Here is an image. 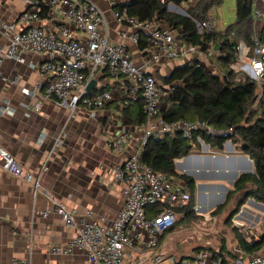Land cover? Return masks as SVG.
Wrapping results in <instances>:
<instances>
[{
	"label": "built area",
	"instance_id": "obj_1",
	"mask_svg": "<svg viewBox=\"0 0 264 264\" xmlns=\"http://www.w3.org/2000/svg\"><path fill=\"white\" fill-rule=\"evenodd\" d=\"M249 1L253 23L255 19H264V0ZM113 4L108 2L109 7H114ZM46 16L59 21L57 28L45 29ZM112 17L123 28L118 32L117 42L109 40L105 14L92 0H39L11 23L0 22V35L5 39L3 44L0 43L1 82L14 85L19 81L17 77L8 79L2 75L3 61L21 62V54L30 53L46 57L45 62L36 65L46 78L44 86L38 83L31 90H25V96H32L44 88L45 97L70 114L79 107L93 111L117 101L123 109L140 101L144 114L135 149L121 165L111 170L113 180L120 184L122 196V207L113 219L95 218L90 210L79 215L56 197L45 194L50 208L40 213L41 217L56 213L66 226L75 230L69 242L52 247L51 253L70 254L78 250L85 254L87 264H264V244L257 254L246 260H231L226 254L209 251H198L191 258H179L160 250L162 237L176 225L182 215L181 209L189 201V194L183 181L152 170L140 160V153L151 137L172 138L179 134L191 141L197 129L215 133L201 122L162 119L160 111L166 99L165 86L146 72V67L184 60L193 54L204 61L206 57L196 47L181 43L173 32L154 21H137L128 17L125 10L114 11ZM194 23L200 34L214 31L208 16L202 21L194 20ZM141 40L145 47L141 50L142 61L137 64L125 41L138 46ZM233 50L230 67L236 81L248 78L261 93L264 34L261 30L254 32L250 46L238 41ZM211 54L212 50L208 56ZM101 74L111 78L117 89L114 86L108 90L92 88L87 92L89 82ZM9 110L7 100H4L0 113ZM127 138L125 133L119 141ZM119 141L112 147L118 150ZM0 167L8 175L28 183L33 197L42 190L41 178L47 169L45 162L36 173L25 171L0 146ZM10 264L24 263L12 259Z\"/></svg>",
	"mask_w": 264,
	"mask_h": 264
},
{
	"label": "crops",
	"instance_id": "obj_2",
	"mask_svg": "<svg viewBox=\"0 0 264 264\" xmlns=\"http://www.w3.org/2000/svg\"><path fill=\"white\" fill-rule=\"evenodd\" d=\"M92 1L105 14L109 40L117 42L118 32L123 28L112 17L114 7H109L107 0ZM26 2L0 0V22L8 24L14 21L18 14L31 6ZM169 6L170 4L168 11L175 13L176 7L177 13L182 12L185 15L182 10H186L189 3H183L181 5L183 9L174 5L170 8ZM228 7L230 6L227 5V11H230ZM234 7L232 9L235 20ZM208 17L213 23L214 32H224L228 27L225 18L219 19L216 13L213 16L209 12ZM43 24L45 29L53 30L57 28L59 21L46 16ZM4 42L5 39L0 35V43ZM125 45L135 62L141 63L142 54L138 46L130 41H125ZM21 58V62L4 60L2 64V75L8 79L17 77L19 81L17 84L9 85L0 80V106L7 100V106L10 108L9 111L0 113V146L13 156L25 171L36 173L44 162L47 169L41 178L42 190L33 197L28 183L8 175L0 167V264H10L12 259L24 264H87L85 254L78 250H73L70 254L51 253L52 247L64 246L69 242L75 235V230L66 226L56 213L50 212L45 218L41 217L40 213L50 208L45 194L56 197L66 207L75 209L79 215L90 210L95 218L102 216L113 219L122 207V196L120 184L113 180L111 170L121 165L136 147L141 134L140 125L132 121L134 116L136 117L137 106L131 104L127 108V117L131 120L128 123L117 101L93 111L79 107L70 114L45 97L44 88H40L32 96H25L24 91L31 90L38 83H43L44 86L46 76L41 75L36 65L45 62L46 57L23 53ZM195 58L197 56L193 54L184 60L150 64L146 67V72L154 76L159 73L164 77L175 66ZM94 81L93 88L103 90L110 89L115 83L104 74L99 75ZM37 106L39 108L35 111ZM125 133L128 134V138L119 141ZM118 141L117 150L112 145ZM206 149L205 147V153ZM231 152L232 149L227 144L225 153ZM196 159H182L177 162L178 171L192 175L193 167L215 168L212 166L214 163L209 160ZM224 163L223 169H226V162ZM213 179L220 180L218 177ZM194 181L193 211L195 215L201 217L222 205L226 193L232 188L228 186L224 193L217 185L208 181L200 179ZM199 184L205 185L204 188L197 189L196 185ZM209 185H214V188H210ZM217 193L220 196L216 197ZM230 209L229 203L221 214L218 213L208 219L204 217L203 224L193 222L199 232L198 239H191V231H194L192 223L185 222L180 225L176 223L174 228L162 237L160 250L177 256V249L174 244L168 245L167 238L174 231L185 229L184 236L188 237V241L183 245L182 253L177 256L179 258H191L198 251H209L226 254L231 260L249 259L260 249L250 252L242 248L237 236L248 243L257 240L263 233L264 209L260 203L246 201L228 221L230 228L227 230L224 229L226 228L224 222L228 219ZM218 218L222 219V225L217 224Z\"/></svg>",
	"mask_w": 264,
	"mask_h": 264
},
{
	"label": "trees",
	"instance_id": "obj_3",
	"mask_svg": "<svg viewBox=\"0 0 264 264\" xmlns=\"http://www.w3.org/2000/svg\"><path fill=\"white\" fill-rule=\"evenodd\" d=\"M107 1L114 3L115 11L125 10L128 17L137 21H154L167 26L175 33L177 40L196 47L206 57L205 61L200 57L189 59L175 66L167 76H160L161 85L166 90L160 116L165 121L201 122L215 134L197 129L191 141L179 134L172 138L151 137L140 153V160L152 170L180 179L185 184L189 201L181 209V218L197 216L193 211L195 181L190 176L176 172L175 161L194 149L198 150L197 139L218 151L222 150L225 141H230L240 155L252 160L254 170L253 174H242L237 178L226 193L224 203L211 211V215L220 213L230 203L227 219L230 221L247 199L264 204V79L255 107L249 109L257 89L248 78L237 82L230 67L234 56L233 47L237 42L242 41L248 46L252 43L254 29L250 1L234 0L235 20L224 32L202 34L197 32L194 20L206 19L210 9L219 6L224 0ZM183 3H189L185 15L168 11L169 4L181 7ZM261 33L264 34V25ZM144 47V41L141 40L138 48L143 50ZM211 50L212 54L208 56ZM132 104L137 106L136 117L132 121L141 125L144 114L140 101ZM128 107L120 110L130 123ZM237 239L242 248L250 252L259 250L264 244V223L263 233L254 242L248 243L240 236Z\"/></svg>",
	"mask_w": 264,
	"mask_h": 264
},
{
	"label": "rangeland",
	"instance_id": "obj_4",
	"mask_svg": "<svg viewBox=\"0 0 264 264\" xmlns=\"http://www.w3.org/2000/svg\"><path fill=\"white\" fill-rule=\"evenodd\" d=\"M227 5H229L230 7H228V9H230V11H227ZM234 7V0H224L219 6H216V7H213V8H211L210 9V11L209 12H211V14L213 15V16H215V13L217 14V17L219 18V19H223V18H225V20L227 21V25L226 26H229V25H231V24H233L234 23V12H233V8ZM167 8H168V6H167ZM182 9H183V7H181ZM225 9V10H224ZM258 9H261V7H258ZM183 12H185V10L183 9L182 10ZM223 11V12H222ZM178 11L177 10H175V13H177ZM177 14H179V15H183V13L181 12V14L180 13H177ZM224 14V15H223ZM263 25H264V19H255L254 20V23H253V29H254V31H256V32H259L261 29H262V27H263ZM155 78H156V80H157V82L159 83V84H162L161 83V80H160V74L159 73H156L155 74ZM259 94H260V91H257V93H256V101H255V103L257 102V99H258V97H259ZM255 103H252V104H250L249 103V109H253L254 107H255ZM197 142H198V145H199V149L198 150H192L190 153L191 154H197V153H200V151H201V146H202V144H205L203 141H201V140H197ZM231 144V143H230ZM208 145V144H207ZM205 149V148H204ZM223 150V149H222ZM218 151V150H215V149H210L209 148V145H208V149H206V153H208V154H223L224 152L223 151ZM233 151L232 152H234L235 154H237V155H240L239 154V152L238 151H236L235 150V148H233L232 149ZM231 152V153H232ZM178 160H181V159H178ZM178 160H176L175 162L177 163V161ZM175 170H176V168H175ZM176 172H178V173H180V174H183V172H181V171H178V170H176ZM200 180H203V181H208V182H210V183H212V184H215V185H218V184H223L226 188L228 187V186H230V185H228L227 184V181L225 182V181H223V180H219V179H213V176H207V177H203V178H201ZM211 190H213V189H211ZM214 190H216V189H214ZM218 190V189H217ZM223 191V190H222ZM224 192V191H223ZM203 195H204V193H202ZM219 194H222L221 192L219 193ZM217 196H218V193H217ZM216 196V197H217ZM197 198V197H196ZM248 200H252L253 202H255V203H258V202H256V201H254L253 199H251V198H249V199H247V201ZM194 202H195V200H194ZM205 204V203H204ZM208 205V204H207ZM202 206L203 205H201L200 207L202 208ZM204 207H208V206H204ZM222 212V211H221ZM221 212H220V214H221ZM218 214V213H217ZM202 215V214H201ZM214 215H216V214H213V215H211L210 214V212L209 213H207V215L205 216H195V217H191V218H189V217H186V218H181V216H179L178 217V219L179 218H181V219H179V221L177 222L178 223V225H180L181 223H185V222H190V223H192L193 224V222H195V221H198V222H200V223H202L203 224V222L202 221H205L204 219L207 217V219L209 218V217H213ZM205 217V218H204ZM220 221V222H219ZM225 225L226 226H224V227H226V228H224V227H222V228H224V229H229L230 228V223L226 220L225 222ZM217 224L218 225H222L223 224V221H222V219H220V218H218V220H217ZM194 225V231H191V234H190V236H191V239L192 238H195V239H198V236H199V232H197V230H196V225L195 224H193ZM215 228V227H214ZM217 228V227H216ZM184 231H186L185 229H183V230H181V231H179V229L178 230H176V231H174V233H172L167 239V243H168V245L170 244V245H173L174 244V246H175V248L177 249V251H178V255L177 256H179V253H182L181 252V250H182V248H183V245L184 244H186L187 243V241H188V237L186 238V236H184L185 234H184ZM190 243V242H189ZM192 244V243H191ZM175 255V254H174Z\"/></svg>",
	"mask_w": 264,
	"mask_h": 264
},
{
	"label": "water",
	"instance_id": "obj_5",
	"mask_svg": "<svg viewBox=\"0 0 264 264\" xmlns=\"http://www.w3.org/2000/svg\"><path fill=\"white\" fill-rule=\"evenodd\" d=\"M30 5H35L37 1L39 0H26ZM173 6L170 4L169 8ZM217 46L214 47L216 49ZM95 85V81L92 80L89 82V84L86 87V91L90 92V90ZM256 97H254L250 104L255 103ZM229 144L231 149H233V145L230 144V141H225L223 144V154H208L204 152V148L206 147L208 149L207 144H202L200 153L197 154H187L186 156L182 157L181 159L187 160L189 158H197V159H206L209 161H215V160H221L222 162H226L227 168H204V167H193L192 169V175L190 173H183L186 176H190L196 180H199L201 178H205L207 176H215L220 178L223 181H229V185L232 186L233 183L237 180V178L242 174H253V165L252 160H250L246 155H237L234 152L232 153H225V146ZM233 151V150H232ZM175 168H177V163L175 162ZM197 189H203L205 185L199 184L196 185ZM210 188H214V185H209ZM218 188L222 189L224 193L226 192V187L223 184H218ZM251 200H248L250 202ZM260 206L264 209V204H260Z\"/></svg>",
	"mask_w": 264,
	"mask_h": 264
},
{
	"label": "bare ground",
	"instance_id": "obj_6",
	"mask_svg": "<svg viewBox=\"0 0 264 264\" xmlns=\"http://www.w3.org/2000/svg\"><path fill=\"white\" fill-rule=\"evenodd\" d=\"M182 160V159H181ZM181 160H178L177 162H180ZM197 161H199L198 159H196ZM212 163H214V165H212V166H214L215 168H224V166H225V163L224 162H222L221 160H215V161H211ZM178 168V167H177ZM183 172V171H182ZM213 178H216L215 176H213ZM227 184L229 185V181L227 182ZM220 193V192H219ZM221 193H223V192H221ZM218 196H220V195H218ZM217 196V197H218Z\"/></svg>",
	"mask_w": 264,
	"mask_h": 264
}]
</instances>
